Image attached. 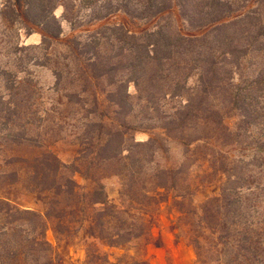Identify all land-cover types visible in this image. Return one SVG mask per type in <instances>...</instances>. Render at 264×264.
I'll use <instances>...</instances> for the list:
<instances>
[{
    "label": "rangeland",
    "instance_id": "1",
    "mask_svg": "<svg viewBox=\"0 0 264 264\" xmlns=\"http://www.w3.org/2000/svg\"><path fill=\"white\" fill-rule=\"evenodd\" d=\"M145 1L54 0L51 10L61 23L60 40L48 52H38L26 49L42 43L34 0H0V69L14 65L15 55L8 54L15 51L25 81L12 135L6 138L10 131L0 124V175L18 170L27 178L28 170L18 160L47 148L78 170L74 179L85 189L91 187L87 176L106 171L112 175L102 176L101 182L112 201L136 218H154L149 246L142 241L121 248L98 245L111 264H216L211 253L203 260L198 256L194 240L206 244L213 236L192 212L220 196L230 178L239 186L259 187L247 195L245 206L252 213L264 211V0H182L184 8L167 0L170 8L156 19L133 18L121 8L124 4L134 11ZM221 2L230 5V13ZM217 16H229L218 23L228 27L214 33L211 22ZM112 26L122 29L112 31ZM159 29L164 31L162 44L173 45L162 53L170 61L134 71L136 56L148 55L144 37ZM180 34L208 37L205 43L188 44L178 39ZM88 36L97 43L94 48L80 45ZM200 51L206 54L200 56ZM209 52L213 66L206 64L212 60ZM232 52L245 54L239 67L231 63L234 56L226 55ZM36 60L46 65L36 66ZM202 67L210 71L206 93L197 91ZM103 73L108 74L101 77ZM232 80L241 97L229 89ZM121 96L127 105L118 111L113 100ZM240 108L247 110V118ZM113 121L126 126V148L133 150V158L123 160L128 166L106 167L103 160H93L106 131L101 125ZM133 138L152 140L153 146L133 149ZM119 170L124 175L116 176ZM161 182L167 190L156 189ZM135 193L141 199L156 196L160 203L132 206L123 194ZM0 195L22 209L45 212L46 196L29 191L23 182L1 189ZM237 212L235 206L223 207L224 226L236 222ZM47 238L55 249L54 264L88 263L85 232L61 239L50 226Z\"/></svg>",
    "mask_w": 264,
    "mask_h": 264
},
{
    "label": "trees",
    "instance_id": "2",
    "mask_svg": "<svg viewBox=\"0 0 264 264\" xmlns=\"http://www.w3.org/2000/svg\"><path fill=\"white\" fill-rule=\"evenodd\" d=\"M176 1L180 8H184L185 4L182 0ZM53 2L54 0H34L37 7L35 8L38 10V19L35 22L37 28L35 29H39L42 43L38 46L26 47V49L48 52L54 42H59L62 28L61 23L51 10ZM218 5L225 7L224 11L230 13V5L222 4V2ZM137 7L138 9L133 8L134 11H132L128 6L121 4V8L133 18H160L170 8L167 0H146ZM136 13L138 14L136 15ZM141 15L143 17H140ZM185 17L188 20L191 19L189 15H185ZM228 17L218 18L217 16L211 22L215 25L214 33L221 32L228 27L227 23L218 24ZM111 29L116 31L122 27L112 26ZM163 34L164 31L159 29L151 31L144 37L147 40L148 55L146 57L136 56L133 65L134 71L144 65H165L167 61H170V57L162 55V53L173 45L172 43L162 44ZM91 37L88 36L83 42H79L80 45L84 48H94L97 43ZM207 37H185L180 34L178 39L188 44H195L207 42ZM133 39L136 40L137 36H133ZM132 51L134 52V48ZM198 53L200 56L206 54L205 51ZM209 53L212 60H207L206 64L213 66L216 63L214 54ZM12 55L16 57L13 58L14 65L11 68L0 69V124L10 131L6 138L12 135L13 127L19 122L21 90L25 84V81L19 76L22 73L18 63L20 60L15 51L9 52L8 56ZM226 55L234 56L236 60L231 63L236 67H239L240 56H245V54L236 56L235 52L226 53ZM96 59L92 58V63H95ZM34 63L36 66L46 65L39 60ZM200 67L197 66V69ZM107 74L103 73L101 77H106ZM209 75L210 71L206 68L201 70L198 92L206 93L208 91ZM57 76L61 81L62 76L58 72ZM93 78L97 79L98 77L94 76ZM134 79L132 81L139 85V79ZM228 86L231 90L235 89L238 97L243 95V92L238 89V84H234L233 80L228 83ZM113 103L116 110L119 111L126 107L127 100L121 96L113 100ZM240 109L243 112V117L247 118V110ZM101 127L106 131L102 130L100 137H104L99 143L98 152H95L97 156L93 160H103L102 165L106 167L114 165L116 167L117 164L126 162L123 160H131L133 150L126 148L130 138H128L127 131L122 129L126 128L125 124L116 126L113 121L111 124H102ZM131 140L133 149L152 148L153 146L152 140L149 142H137L135 138ZM126 150L130 154L124 155ZM137 161L141 163V160ZM18 162L24 163V168L28 170L27 178L23 177L18 170L1 174L0 191L23 182L29 191L46 196L45 212L22 209L13 204L9 198L0 195V264H54L55 249L47 238L50 226L61 239L85 232L86 244L89 248L87 264H111L105 251H102L98 245L103 248H121L132 242L142 241L145 246L152 243L153 216L144 215L143 218H136L131 215V211L121 208L110 199L101 178L112 174H105V171V173L99 172L87 176L91 187L85 189L74 179V173L78 170H71V167L49 148L40 154H34V157L18 160ZM133 164L136 165L135 161ZM128 165L125 164V166ZM119 171V173H115L116 176L124 175L123 170ZM156 189L167 190L168 187L167 184L161 182L156 184ZM257 189L259 187L239 186L236 180L230 178L224 185L220 196L207 200L200 209H195L192 212L201 220L202 230L213 236L211 239H205L207 245L203 244L201 238L194 240L200 259L203 260L206 254L211 253L216 256L213 260L216 264H264V211L252 213L245 206L247 195L253 194ZM123 195L135 207L157 206L160 203L156 196L149 194L143 195V199L137 193ZM231 206L238 209L235 215L236 222L230 226H224L225 224L221 222L222 209ZM142 264L148 263L142 262Z\"/></svg>",
    "mask_w": 264,
    "mask_h": 264
}]
</instances>
